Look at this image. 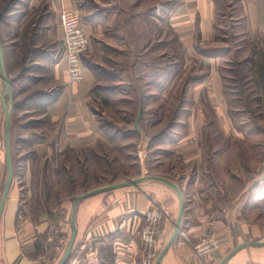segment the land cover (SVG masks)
<instances>
[{"label": "crops", "instance_id": "0c3cea01", "mask_svg": "<svg viewBox=\"0 0 264 264\" xmlns=\"http://www.w3.org/2000/svg\"><path fill=\"white\" fill-rule=\"evenodd\" d=\"M171 1H165L169 2V20L183 42L185 55L209 64V74L192 79L191 83L201 82L196 88H221L218 74L226 53L215 46L219 6L230 8L231 35L235 44L239 42L229 56L242 52L241 61L248 65L253 78L264 83V0ZM16 2L14 9L6 13L9 19L0 25L14 93L11 149L15 168L0 218V264H58L72 233L74 199L86 191L57 203H52V192L65 177V182H71L68 178L74 176L76 163L82 174L87 172L86 151L117 143L114 133L102 127L98 113L93 111L92 94L99 90L107 100L118 86L104 83L85 55L83 81H69L67 62L58 55L62 39L60 11L65 7L78 11L92 40L94 36L101 37L102 23L107 25L114 16L98 4L99 0ZM115 30L116 34L122 33L118 27ZM93 51L91 44L87 53ZM5 85L0 67V198L7 175L5 105L10 97L4 92ZM217 98L215 93L211 99ZM215 102L223 103V95ZM154 139L155 136H148L149 151L163 152L161 142L156 144ZM183 140V151L189 155L184 165H179L184 167L180 180L167 173H154L175 181L186 201L182 229L187 238L180 236L175 241L162 264H218L244 242L246 231L241 230L247 228L244 217L249 211L244 189L237 200H227L229 196H225L224 186L219 183L224 180L217 175L219 156L212 160L211 185L207 186L205 176L200 174L201 164H191L198 157L199 147L193 146L198 144V138L188 134L170 151L183 145ZM153 142L156 145L151 148ZM193 152L197 154L191 155ZM172 171L176 172L177 166ZM72 180L74 184L75 178ZM181 182L185 185L181 186ZM144 183L97 193L80 201L77 237L66 264H146L148 250L143 234L148 220L144 213L156 207H163L166 212L157 235L161 253L173 232L181 202L169 184L157 180ZM210 230L218 240L216 250L206 258H198L192 244L200 233ZM250 247L238 251L228 264H248L249 260L264 264V247ZM148 264H158V257Z\"/></svg>", "mask_w": 264, "mask_h": 264}, {"label": "rangeland", "instance_id": "374dc122", "mask_svg": "<svg viewBox=\"0 0 264 264\" xmlns=\"http://www.w3.org/2000/svg\"><path fill=\"white\" fill-rule=\"evenodd\" d=\"M165 1L99 0L98 4L114 16L110 17L113 21L102 23L103 34L91 41L94 51L84 55L91 59L104 83L114 87L118 84L113 97L107 100L99 90L92 94L93 111L98 113L102 127L114 133L117 143L86 151L87 172L82 174L76 163L74 176L68 178L71 182H65V177L52 192V203L74 193L158 172L180 180L184 167L179 165H184L189 155L183 151L184 140L174 152L170 150L191 134L199 141L193 145L199 147L198 154L190 153L198 155L191 164H201L200 174L205 176L206 185H211L212 160L219 156L217 175L224 180L219 183L229 196L227 200H237L244 189L249 208L244 217L247 228L241 230L246 231L244 242L264 241V83L253 78L248 65L241 61L242 52L229 56L239 42L235 44L231 35L230 8L219 6L215 46L226 53L218 74L222 94L214 87L196 88L201 82L194 84L192 79L209 74V64L185 55L183 42L169 20V2ZM17 3L0 0V25L9 19L6 13ZM117 27L121 34L115 33ZM215 93L218 98L223 95V103L211 99ZM140 110L143 131L135 125ZM148 136H155L154 142H161L164 151H149ZM174 166L176 172L172 171ZM213 238L218 245L211 230L197 236L191 243L196 257L197 245ZM250 246V250L264 247ZM215 250L199 257L206 258ZM248 264L256 263L249 260Z\"/></svg>", "mask_w": 264, "mask_h": 264}, {"label": "water", "instance_id": "95a60500", "mask_svg": "<svg viewBox=\"0 0 264 264\" xmlns=\"http://www.w3.org/2000/svg\"><path fill=\"white\" fill-rule=\"evenodd\" d=\"M0 67L2 71V77L5 80V90L4 92H7L10 99L8 101V104L5 105V111H6V122H5V145H6V162H7V175H6V180L2 192V196L0 198V218L3 213L5 203L9 194L10 187L12 185V182L14 180L15 176V168H14V161H13V155H12V149H11V130H12V125H13V105H14V93L12 90V83L10 80V76L7 72L6 69V64H5V53H4V45L0 36ZM141 118V110L138 113V116L135 121L136 128L138 130H141V126L139 125V121ZM150 180H157V181H162L167 184H169L178 194L181 202L180 206V212L178 215V218L174 224L173 232L171 234V237L165 247L162 249L161 253L158 256V264H162V260L164 256L166 255L167 251L170 249V247L175 243V241L180 238L181 236V231L182 229V222H183V217L185 213V208H186V201L184 198L183 191L181 190L180 186L173 181L172 179L163 176V175H158V174H147L145 176H140L138 178L130 179V180H125V181H120L112 184H108L105 186L101 187H96L94 189L88 190L82 194H79L78 196L75 197L74 199V204L72 208V213H71V228H72V233L69 239V242L67 244L66 250L58 262V264H66L70 258L74 243L76 241L77 237V225H76V220H77V212H78V206L79 203L82 199L97 194V193H102V192H108L114 189L122 188V187H127V186H138L139 184L150 181ZM250 245H264L263 240H248L242 243H239L237 246H235L218 264H227L229 260L241 249L250 246Z\"/></svg>", "mask_w": 264, "mask_h": 264}, {"label": "built area", "instance_id": "2783aa9c", "mask_svg": "<svg viewBox=\"0 0 264 264\" xmlns=\"http://www.w3.org/2000/svg\"><path fill=\"white\" fill-rule=\"evenodd\" d=\"M60 23L62 28V39L59 57L67 62L68 79L71 83H79L84 79V63L83 55L87 53L91 47L89 34L81 24V16L78 11L65 7L60 11ZM148 220L145 227L143 241L148 250L146 264L158 257L160 244L157 235L159 234V223L166 215L163 207H156L144 213ZM181 236L186 237L184 230ZM217 247V242L213 238L210 241H204L197 245L196 254L201 256L208 251H212Z\"/></svg>", "mask_w": 264, "mask_h": 264}, {"label": "trees", "instance_id": "16d2710c", "mask_svg": "<svg viewBox=\"0 0 264 264\" xmlns=\"http://www.w3.org/2000/svg\"><path fill=\"white\" fill-rule=\"evenodd\" d=\"M8 10L10 9V8H7ZM0 17H2V15H0Z\"/></svg>", "mask_w": 264, "mask_h": 264}, {"label": "bare ground", "instance_id": "6f19581e", "mask_svg": "<svg viewBox=\"0 0 264 264\" xmlns=\"http://www.w3.org/2000/svg\"><path fill=\"white\" fill-rule=\"evenodd\" d=\"M144 147H145V146H144ZM144 147H143V148H144Z\"/></svg>", "mask_w": 264, "mask_h": 264}]
</instances>
